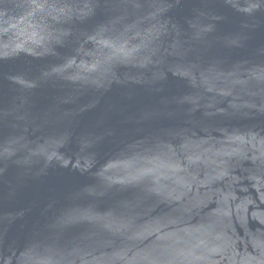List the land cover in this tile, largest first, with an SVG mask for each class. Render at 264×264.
I'll return each instance as SVG.
<instances>
[{"label": "water", "instance_id": "1", "mask_svg": "<svg viewBox=\"0 0 264 264\" xmlns=\"http://www.w3.org/2000/svg\"><path fill=\"white\" fill-rule=\"evenodd\" d=\"M0 264H264V0H0Z\"/></svg>", "mask_w": 264, "mask_h": 264}]
</instances>
